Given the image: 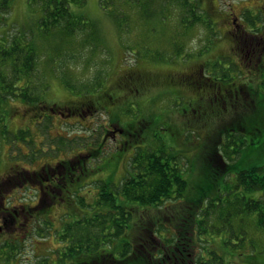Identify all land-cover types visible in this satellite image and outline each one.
Wrapping results in <instances>:
<instances>
[{"label": "rangeland", "instance_id": "374dc122", "mask_svg": "<svg viewBox=\"0 0 264 264\" xmlns=\"http://www.w3.org/2000/svg\"><path fill=\"white\" fill-rule=\"evenodd\" d=\"M107 2V8L100 0L72 2V11L90 23L89 27L78 29L72 35L59 30L49 34L41 31L44 12L38 3L12 0L6 16L0 8V47L18 38L21 46L29 42L35 51V61L28 74L19 58L18 68L22 72L17 86L28 87L36 98L26 102L20 97L7 98L0 94V180L12 173V167L46 173L43 168L51 166L45 168L51 172L58 161L68 160L80 152L98 150L101 146L99 158L88 165L90 170L97 166L98 171L76 182L80 174L76 170L73 182L67 183L66 189L72 190V196L65 189H48L49 194L45 191L42 202L46 203H41L40 208L51 205L46 216L51 222L50 231L41 234L43 220L37 216L34 222L27 214L24 226L14 230L22 236L15 253L10 251L11 257L7 253L9 244L0 241V264H57L61 258L59 253L62 254L68 244L60 241L59 234L65 223L74 220L72 207L79 208L80 216V196L92 202L97 193L96 184L88 185V182L111 179L113 184H119L127 173V155L123 156L126 148L122 149L126 137L121 142V135H113L111 130L115 123L118 127H138L137 137L131 138L134 145L140 143L143 148L162 149L173 155L190 186L208 182L203 168L208 160L218 158L211 154L214 147H220L228 162L220 168L224 173L232 169L229 164L239 160L232 173L218 177V190L210 192L198 210L196 219L201 220V224L193 234L194 255L207 264H264V228L259 225L264 207L249 208V203L263 197V191L250 190L239 179V173L251 164H264V75L255 74L257 53L251 64L246 62L243 52L234 54L230 33L232 16L248 29L253 27L254 19L263 25L264 0ZM12 64L9 60L2 70L10 78L15 72ZM193 65L205 68L202 73L219 78V83L230 84L232 94L229 91L225 103L218 95V103L204 100L201 105L191 104L197 93L180 95V84L166 82V75L188 70ZM129 69L145 77L124 78ZM234 82L247 85L260 82L261 85L256 95L249 91V95L242 94L238 99L232 91ZM203 87L211 90L212 97L217 93L215 86ZM203 87L196 91L204 93ZM85 100L94 101L91 109L94 113L87 110L78 114L70 108ZM50 107H55V112ZM240 126L254 130H248L247 141L239 134ZM221 135L225 143L220 141ZM232 144L240 145L238 153L225 149ZM138 149L141 148L136 151ZM129 152L132 150L129 149L128 155ZM74 164L70 167L77 168L78 164ZM214 169L212 174L219 171ZM58 172L64 170L55 174ZM211 173L209 176L213 177ZM19 176L21 183L7 186L5 202L10 208H16L24 219L26 213L22 208L37 205L39 186L31 179L32 172ZM52 192L61 198L58 195L52 198ZM187 200L167 202L163 206L166 210H151L149 213L153 215L147 217L160 218L159 222L166 228H162L161 233L169 236L175 231L172 223L176 216H184L183 211L176 212L188 205ZM0 224V240L6 241L10 227ZM44 259L46 262L42 261Z\"/></svg>", "mask_w": 264, "mask_h": 264}, {"label": "trees", "instance_id": "16d2710c", "mask_svg": "<svg viewBox=\"0 0 264 264\" xmlns=\"http://www.w3.org/2000/svg\"><path fill=\"white\" fill-rule=\"evenodd\" d=\"M100 1L101 5L107 8V0ZM11 2L12 0H0V8L5 16L11 10ZM72 2L76 3L77 0H30L31 4L38 3L43 8L44 16L40 21V30L45 34L59 30L72 35L78 29L89 27V21L72 11L70 6ZM78 3L82 4L83 0H78ZM28 43L26 46H21L18 38H15L12 43L7 41L5 46L0 47V94H5L7 98L20 97L23 101L32 102L36 98L30 89L17 86V82L21 79L20 72H22V69L18 68L19 58L20 65L26 69L25 74L31 71L35 61V51ZM9 60L13 62L12 68L15 71L11 78L2 71L3 65L7 66ZM4 89L5 91L2 92ZM4 132L6 131L3 130ZM100 149L101 147L88 153L80 152L68 160H60L51 172L45 169L51 166L43 168L47 171L46 173L29 168L20 170L18 167H12V173L0 180V210L5 209L1 201L6 197L7 186L13 187L21 183L19 175L25 172H32L31 179L38 182L45 181L52 173L65 170L59 178L62 182L51 187L58 188L60 191L65 189L72 196L74 194L72 190L66 189L67 183L69 180L73 182L72 178L76 175V170L80 172L76 182H80L84 177L89 178L93 172L98 171L97 166L90 170L88 165L90 161L101 155ZM132 161L131 169L127 170L119 184H113L111 179L88 182V185L96 184L97 193L92 202L88 201L86 196H80L78 202L82 208L80 216H78L79 208L72 207L74 220L71 223H65L62 233L59 234L60 241L68 242V244L62 250L64 256L59 253L61 258L58 256L57 264H207L201 262L202 258L196 259L194 255L193 234L196 226L201 224V220L196 219V215L209 193L218 190V177L221 174L224 177L232 172V169H235L240 162L235 160L233 164H229L228 167L232 169H228L226 173L220 169L223 167L220 162L211 166L207 163L204 165L203 173L208 182L201 181L199 184L192 185L194 189L192 191V186L183 177V170L176 163V158L164 153L162 149L149 150L146 154L137 153ZM74 163L78 166L76 165L77 168L73 167V169L70 165L74 166ZM81 163L86 165L80 168ZM260 164L258 166L251 164L248 169L239 173V179L245 187L263 191L262 198L249 203L250 209L264 207V164ZM215 167L219 171H214L213 175L211 172ZM210 173L213 177L209 176ZM45 191L49 194L48 187H45L44 194L47 193ZM55 193L52 192L54 195L52 198H56V195L61 198ZM184 198L188 199V205L177 212L175 210L177 214L183 211L184 216H176L172 223L175 231L165 236L161 230L166 228L159 222L160 218L147 217V215H153L149 211L154 209L162 212L163 208L166 210V206L163 207L165 203L174 204L177 200ZM41 203L46 202H42L41 199L38 200L37 205L23 206V209L26 216L28 214L34 222L37 216L43 220L42 231L44 232L41 233L43 234L51 229V222L46 217L51 205L40 208ZM175 214L171 216L172 220ZM259 225L264 228V210L260 212ZM13 248L15 249V246ZM46 260L42 261L46 262Z\"/></svg>", "mask_w": 264, "mask_h": 264}, {"label": "flooded vegetation", "instance_id": "af4514ba", "mask_svg": "<svg viewBox=\"0 0 264 264\" xmlns=\"http://www.w3.org/2000/svg\"><path fill=\"white\" fill-rule=\"evenodd\" d=\"M231 18L232 19L230 22H231V25L233 26L232 29L230 30L231 38L233 40V44L231 45V50L234 52V54H238L240 52L241 53L243 52L244 56H245V60L247 63L250 62L249 64H251L254 61L253 56H254V54L257 53L258 55L256 57V62H255V66H254L255 74L257 73L256 75L261 74V76H263L264 75V55H263L264 54L263 53L264 52V24L259 25L257 19H254L253 21H251V24L253 25V27L248 29L246 27L245 23L237 22V18H235L233 16ZM247 57H248V59H246ZM203 69H205V68H203V67L202 68H196L193 65L188 70L171 72V74L166 75V77H167L166 82L172 83V84H176V83L180 84V89H179L180 95L181 94L184 95V92H191L194 95L198 94V96L192 97V99L190 101L191 104L196 103L198 105H201V102H203L204 100L207 102H210V103H218V101H217L219 99L218 95L222 99V103H225L224 101L227 100L226 98L229 97V95L231 93V90L229 88L230 84L227 86V85H224L222 83H219L218 82L219 78L212 77V76H210V74L206 75L204 72L202 73ZM224 71H226V70H224ZM216 73H218V72H216ZM221 75L225 76L223 74V72ZM143 76H144L143 73H139L136 70L129 69V71H127L125 73L124 78L130 77L133 80V79H136L135 77H138V79H141ZM260 82L255 84L256 86L252 85V84L247 85V84H242V83L239 84V82L238 83L234 82L233 88H232V91H234V98L236 97V98L240 99L242 94L249 95L250 94L249 91L255 92L254 95H256L257 90H259V85H261V83H262V82L261 83ZM211 85L215 86L217 88V93L215 92L213 97H212L211 90L207 91L203 87V86L211 87ZM201 87H203L205 89L204 93H202L203 90H199L198 92L196 91V89H199ZM229 91H230V93H229ZM199 93H202L203 95H199ZM251 101H253L254 106L257 107V105H255V99L253 97H252ZM50 108H51L50 109L51 111L55 112V107H50ZM70 108L72 110H75V112H77L78 114H82V113L84 114L87 110H88L87 112H89V113H94V111L91 110L94 108V101H92V100L81 101L80 105H76V106L70 107ZM68 109L69 108H67V110ZM96 109H97V106H96ZM57 110L60 112V109H57ZM137 130H138V127L136 125L131 126L130 128H126V127H118L117 123L113 124L112 130H111V132L113 133L114 136L121 135L120 141L123 140V137H126L125 141L122 144V149L126 148V151L123 153L124 157L127 155L126 156V159H127L126 164H128V161L130 159L132 160L137 153L146 154L147 151L150 150L147 147L143 148L140 143L135 144V145L132 143L131 138L136 136L135 132ZM248 130H251V129H248L245 126L239 127V134H240V136L242 135L243 136L242 138L245 139L246 141L248 140V137H246L247 134L249 133ZM142 140H141V142H142ZM220 141L225 143V138L223 135L220 136ZM136 148H141V149H138L139 151H136ZM217 148H219V150H217ZM91 149H93V147ZM129 149H131L132 152H129L130 154L128 155L127 152L129 151ZM225 149L226 150H232L233 149V151H236L237 149H240V147L239 146H237V147L231 146V147H227ZM93 150H97V148L93 149ZM226 150H225V152H226ZM211 154L218 156V158L216 160H215V158L208 160L209 166H211V164H216V162H220V164H222L223 168L227 165L225 158L223 156V152L220 151V147H214V151L213 152L211 151ZM128 158H130V159L128 160ZM126 164H124L125 167H126ZM84 165H86V163H81L79 166H80V168H82V166H84ZM128 169L129 168L127 166L125 168V170H128ZM213 170H215V169H213ZM60 177H61V173H57V174L52 173L51 175H49V177H47V179L45 181H41L38 179L39 180L37 183L39 186L38 200H40L44 197L45 187H48V189H52L53 187H51V186L57 185V183L60 181V179H59ZM45 182H48V184L45 185ZM1 202H2V206L4 205L5 209L0 210V223L10 227V232L8 234L9 237L5 238V240H8L11 244H13V243L16 244L17 241H20L22 235H18V232L14 231V230H16L18 228L21 229L24 226V221H26L27 216L24 215V219H23L19 215L18 211H16V208H13V206L10 208L9 206H7L5 204L6 203L5 198ZM22 210L24 211L23 208H22ZM29 218L31 219L32 217L29 216ZM1 230H2V225L0 224V232H1Z\"/></svg>", "mask_w": 264, "mask_h": 264}]
</instances>
